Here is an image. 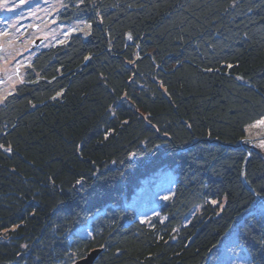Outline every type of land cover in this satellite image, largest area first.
Segmentation results:
<instances>
[{
	"label": "trees",
	"instance_id": "trees-1",
	"mask_svg": "<svg viewBox=\"0 0 264 264\" xmlns=\"http://www.w3.org/2000/svg\"><path fill=\"white\" fill-rule=\"evenodd\" d=\"M65 3L88 35L16 67L0 104V264H215L230 234L264 264V154L246 142L264 0ZM161 171L172 196L147 225L126 203Z\"/></svg>",
	"mask_w": 264,
	"mask_h": 264
},
{
	"label": "rangeland",
	"instance_id": "rangeland-1",
	"mask_svg": "<svg viewBox=\"0 0 264 264\" xmlns=\"http://www.w3.org/2000/svg\"><path fill=\"white\" fill-rule=\"evenodd\" d=\"M65 7V0H0V76L4 82L0 86V104L19 83L16 67L29 62L40 51L67 43L73 34L88 33V26L83 22L58 20V14ZM36 40L42 42L31 49ZM260 121L264 119L246 128V142L264 154V124ZM173 183L171 171L158 172L140 183L126 206L134 209L141 223L148 225L155 220L164 221L160 207L171 198ZM252 210L264 223V200L255 204ZM198 211L199 207L195 208L185 223ZM75 234L87 237L89 230L82 227ZM215 264H249L245 254L235 244L234 234L221 241L219 259Z\"/></svg>",
	"mask_w": 264,
	"mask_h": 264
},
{
	"label": "water",
	"instance_id": "water-1",
	"mask_svg": "<svg viewBox=\"0 0 264 264\" xmlns=\"http://www.w3.org/2000/svg\"><path fill=\"white\" fill-rule=\"evenodd\" d=\"M42 40H36L32 43V48L34 49L35 47H38L41 44ZM99 251H93L89 253L86 258L76 262L75 264H92L94 259L96 258L97 254Z\"/></svg>",
	"mask_w": 264,
	"mask_h": 264
},
{
	"label": "snow or ice",
	"instance_id": "snow-or-ice-1",
	"mask_svg": "<svg viewBox=\"0 0 264 264\" xmlns=\"http://www.w3.org/2000/svg\"><path fill=\"white\" fill-rule=\"evenodd\" d=\"M129 38H131V37H129ZM260 123H261V124H264V121H260Z\"/></svg>",
	"mask_w": 264,
	"mask_h": 264
}]
</instances>
